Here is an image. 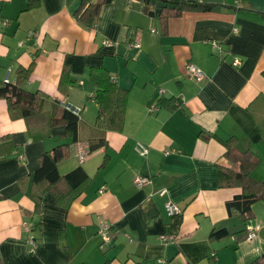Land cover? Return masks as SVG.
<instances>
[{
    "label": "crops",
    "instance_id": "1",
    "mask_svg": "<svg viewBox=\"0 0 264 264\" xmlns=\"http://www.w3.org/2000/svg\"><path fill=\"white\" fill-rule=\"evenodd\" d=\"M101 1L0 0V83L47 97L30 116L0 98V264H252L264 257V203L253 206L249 222L227 209L243 194L234 155L250 154L258 162L251 177L264 179V0H164L189 3L179 12L111 0L95 27L82 26L79 11ZM135 43L141 47L131 49ZM189 64L206 78H192ZM30 67L20 81L18 69ZM94 70L127 91L120 127L99 120ZM153 103L159 111L150 114ZM64 104L81 110L77 143L61 119ZM138 143L149 146L147 157ZM61 146L60 175L79 168L89 175L71 194L63 182H34L44 155ZM220 168L231 178L221 180ZM137 176L151 183L139 189ZM49 189L66 198L47 203ZM169 201L180 215H168ZM102 222L113 227L109 246L98 233ZM247 226L258 228L253 241ZM218 230L228 235L213 238Z\"/></svg>",
    "mask_w": 264,
    "mask_h": 264
},
{
    "label": "trees",
    "instance_id": "2",
    "mask_svg": "<svg viewBox=\"0 0 264 264\" xmlns=\"http://www.w3.org/2000/svg\"><path fill=\"white\" fill-rule=\"evenodd\" d=\"M111 0H103L100 3L92 5L91 7H83L77 14L78 22L86 27L93 28L97 24L101 7L104 4L110 3ZM148 3L151 0H143ZM157 1V0H156ZM164 1V0H162ZM161 1V2H162ZM168 5L177 7L178 12L183 10L189 3L183 2H169L164 1ZM157 3H160L157 1ZM204 10L213 9L211 6H203ZM168 8V7H167ZM34 66V64H33ZM32 67L28 69H18L20 81H25L29 78ZM93 81L97 86L96 100L100 106L99 120L106 128L120 127L123 122L124 111L127 101V91L118 88L116 81L110 79L103 70L92 71ZM0 98L8 102L10 108L21 107L26 116L34 114L37 109L42 106L43 101L47 98L40 91L29 92L22 88L21 85H12L9 82L5 84L0 83ZM174 106L177 102H181L180 98L173 99ZM177 107V105H176ZM62 121L66 126V133L70 136L73 143L78 142V126L79 116L64 108ZM58 119H53V124H57ZM100 142V141H99ZM103 143L92 144L90 152L97 150ZM227 154H231L229 150ZM65 157L64 146L54 149L51 153H47L42 158L41 166L34 173L35 184L47 182L50 187L58 186L62 182L68 187L69 194L78 191L83 185L89 181V175L83 168H79L66 176H61L59 173V163ZM234 160L240 165L241 171L237 173L235 182L242 186L243 194L236 196L232 201L227 203L229 213L238 212L242 216H248V222L251 221V213L253 206L258 202L264 203V180L258 181L251 177V172L256 168L258 162L255 161L248 153H240L234 155ZM227 170L220 168L221 180ZM46 202L54 205L61 204L66 197L58 196L55 191H47ZM249 227H246V236L248 235ZM228 235L226 230H218L212 233L213 238L222 239ZM252 264H264V257L257 259Z\"/></svg>",
    "mask_w": 264,
    "mask_h": 264
},
{
    "label": "built area",
    "instance_id": "3",
    "mask_svg": "<svg viewBox=\"0 0 264 264\" xmlns=\"http://www.w3.org/2000/svg\"><path fill=\"white\" fill-rule=\"evenodd\" d=\"M7 23H8V21H4L5 25H7ZM110 42L111 41H107L106 43H110ZM212 44L214 47L218 46L217 43H215V42H213ZM129 47L131 49L132 48H140L141 45H140V43H135V44H131ZM240 65H241V61L239 59H235L233 62V66L239 67ZM187 70H188L189 75L192 78L196 79L197 81H202L206 78L203 71L200 70L199 68H197L193 64H189L187 67ZM112 80L116 81V79H112ZM165 93L166 92L163 89L158 90V94L161 97H164ZM182 103H183L182 100H181V102H177V104H176L177 107H180L182 105ZM64 108L66 110L72 112L73 114L77 115V116H79V114L81 112V110L79 108H75L71 105H65L64 104ZM158 111H159V105H157L156 103H153L150 105V107H149V113L150 114L157 113ZM136 151L140 156L147 157L149 154L150 148L147 145H144L142 143H138L137 147H136ZM169 153L170 152H166V154H169ZM86 157H87L86 153L81 152L79 154L80 162L85 161ZM23 159H24L23 157H19V160H23ZM150 183H151V179L148 176H137L135 178V181H134L135 186L139 189L144 188L146 185H148ZM159 194L162 196L165 195L166 190L160 191ZM165 209H166V211L170 217H174V216L180 215L182 213L181 209L177 205H175L174 203H172L170 201L167 202V204L165 205ZM112 228L113 227H112L111 223H108V222H102L99 225L98 233L103 240L104 246H109L113 242ZM257 230H258V228H249L248 235H247V239L249 241H253L257 238ZM161 239L165 243L176 242V237H174V236L162 235ZM32 246H33V249H35L36 245L34 244V242H32ZM32 252H34V250ZM212 256L214 257L215 255L213 254Z\"/></svg>",
    "mask_w": 264,
    "mask_h": 264
},
{
    "label": "water",
    "instance_id": "4",
    "mask_svg": "<svg viewBox=\"0 0 264 264\" xmlns=\"http://www.w3.org/2000/svg\"><path fill=\"white\" fill-rule=\"evenodd\" d=\"M149 4H153V5H156L157 7V10L158 11H161L163 8H167V7H170V8H175V6H169L167 3H165L164 1L160 2V3H157L156 0H151V1H148Z\"/></svg>",
    "mask_w": 264,
    "mask_h": 264
},
{
    "label": "rangeland",
    "instance_id": "5",
    "mask_svg": "<svg viewBox=\"0 0 264 264\" xmlns=\"http://www.w3.org/2000/svg\"><path fill=\"white\" fill-rule=\"evenodd\" d=\"M264 168V165L263 166H260L259 169H263ZM264 176V175H263ZM257 178V177H255ZM259 179H263L264 177H258ZM264 180V179H263Z\"/></svg>",
    "mask_w": 264,
    "mask_h": 264
}]
</instances>
